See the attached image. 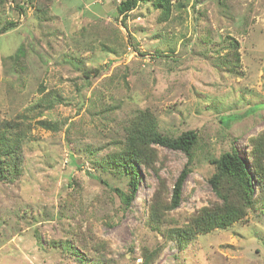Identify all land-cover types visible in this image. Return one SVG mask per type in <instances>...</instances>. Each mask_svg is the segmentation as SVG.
<instances>
[{
	"label": "rangeland",
	"instance_id": "rangeland-1",
	"mask_svg": "<svg viewBox=\"0 0 264 264\" xmlns=\"http://www.w3.org/2000/svg\"><path fill=\"white\" fill-rule=\"evenodd\" d=\"M121 1L0 0V30L16 24L0 34V125L18 123L25 137L20 175L0 177V264L90 263L101 252L84 247L89 240L111 264H142V251L160 245L153 264H264V212L182 251L146 225L162 182L170 200L182 152L153 146L155 169L140 167L128 207L110 188L129 193V178L107 162L130 122L149 111L163 134L199 135L163 231L219 202L209 160L235 148L250 169L253 141L264 134V0H170L165 22L139 0L124 25ZM230 38L239 44L236 67L225 61ZM67 241L77 254L62 250Z\"/></svg>",
	"mask_w": 264,
	"mask_h": 264
},
{
	"label": "trees",
	"instance_id": "trees-1",
	"mask_svg": "<svg viewBox=\"0 0 264 264\" xmlns=\"http://www.w3.org/2000/svg\"><path fill=\"white\" fill-rule=\"evenodd\" d=\"M152 2L160 10L159 21H167L172 14L170 0H143ZM139 0H122L117 6V14L124 25L128 14L138 5ZM16 24L7 22L0 30L5 34L15 28ZM23 49L16 52L15 59H21ZM232 56V57H231ZM232 58V60H230ZM229 66H238L240 62L239 44L230 38L229 54L225 56ZM223 123V120H222ZM46 129L56 130L54 124L47 121L39 122ZM24 131L20 124L3 122L0 125V177L16 178L20 174L23 163ZM162 146L171 150L180 151L187 157V163L173 185L170 200L163 198V182L161 188L154 195L147 207L148 216L146 225L155 233L165 237L167 242H173L182 251L199 235H206L214 230H225L235 223L243 221L252 212H264V134L253 141L249 152L250 169L245 165L235 148L223 152L217 158H211L210 164L214 173L208 182L219 202L197 210L182 226L169 228L163 231L170 212L175 211L181 204L183 185L187 176L192 173L199 147V135L194 130L183 132L177 137L168 136L159 130V124L151 112H141L129 124L125 133L122 147L107 157L108 165L115 166L121 174L129 178V193L118 188H110L128 207L135 197L136 189L140 185V167L155 169L158 155L153 146ZM107 185L106 182H103ZM255 186V187H254ZM57 244V243H56ZM62 244V243H60ZM103 246V245H102ZM102 246L89 242L84 245L92 249L93 255L98 251L101 256L96 261L86 264H111L103 254ZM62 250L70 254L77 251L70 246V241L61 245ZM101 247V248H100ZM163 245L153 250L142 251V264H153L163 249Z\"/></svg>",
	"mask_w": 264,
	"mask_h": 264
}]
</instances>
